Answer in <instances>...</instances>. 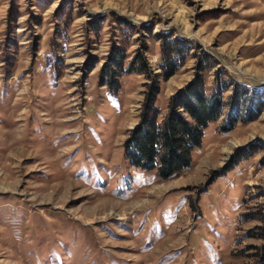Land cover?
<instances>
[{
    "label": "rangeland",
    "instance_id": "obj_1",
    "mask_svg": "<svg viewBox=\"0 0 264 264\" xmlns=\"http://www.w3.org/2000/svg\"><path fill=\"white\" fill-rule=\"evenodd\" d=\"M198 74L231 88L191 166H131L150 83L162 119ZM235 85L264 92V0H0V264H264V111L222 133Z\"/></svg>",
    "mask_w": 264,
    "mask_h": 264
},
{
    "label": "trees",
    "instance_id": "obj_2",
    "mask_svg": "<svg viewBox=\"0 0 264 264\" xmlns=\"http://www.w3.org/2000/svg\"><path fill=\"white\" fill-rule=\"evenodd\" d=\"M177 45L176 42L171 46L168 54L164 52L161 72L156 77L169 80L183 65L184 58ZM142 65V69L129 68L127 71L146 73L147 65L144 62ZM117 66L119 70L110 71L109 79L105 82V85L116 91L119 90L118 77L123 63L119 62ZM159 80L148 86L140 120L129 130L124 142V156L131 166L145 171L157 170L161 178L168 179L191 166L193 151L201 147L205 130L211 123L220 119L227 106L222 94L231 88V85L224 84L225 82L217 77L215 90L211 95H207L203 76L198 74L195 79L171 95L167 114L160 119L161 110L156 106L160 93ZM243 104L246 106L244 112L241 108ZM229 105L231 110L220 127L222 133L231 132L241 121H255L264 111V92L250 91L242 85H235Z\"/></svg>",
    "mask_w": 264,
    "mask_h": 264
}]
</instances>
